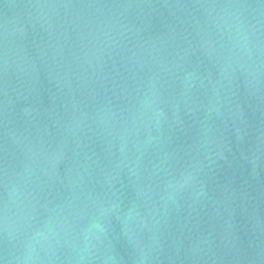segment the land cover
I'll return each instance as SVG.
<instances>
[{
  "label": "water",
  "instance_id": "obj_1",
  "mask_svg": "<svg viewBox=\"0 0 264 264\" xmlns=\"http://www.w3.org/2000/svg\"><path fill=\"white\" fill-rule=\"evenodd\" d=\"M0 264H264V0H0Z\"/></svg>",
  "mask_w": 264,
  "mask_h": 264
}]
</instances>
